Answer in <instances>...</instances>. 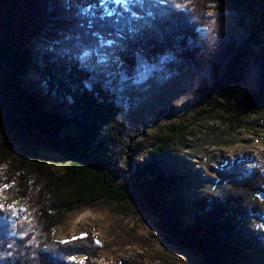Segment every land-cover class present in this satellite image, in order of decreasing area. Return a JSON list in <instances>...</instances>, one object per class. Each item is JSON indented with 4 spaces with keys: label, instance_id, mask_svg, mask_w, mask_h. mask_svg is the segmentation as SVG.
I'll list each match as a JSON object with an SVG mask.
<instances>
[{
    "label": "trees",
    "instance_id": "1",
    "mask_svg": "<svg viewBox=\"0 0 264 264\" xmlns=\"http://www.w3.org/2000/svg\"><path fill=\"white\" fill-rule=\"evenodd\" d=\"M82 0H0V203L13 211L0 218V264H98L94 240L76 237L64 243L55 227L68 213L106 201L158 215L166 235L185 248L205 252L202 264L240 263L258 234L244 236L245 224L261 216L264 172L252 167L239 182L221 193L207 191L193 201L180 193L182 174L161 169L160 154L169 139H160L153 157L132 174L121 167L119 147L128 126L117 101L102 86L88 87L91 71L79 63L84 54H118L134 67L136 56L148 61L183 47L207 24L211 5L245 14L248 39L231 48L224 76L226 85L243 79L256 45L261 70L256 88L242 100L212 101L213 108L243 115L264 110V0H125L85 18ZM111 13V15H110ZM58 28L44 56L47 89L70 97L67 112L43 107V100L22 89L18 74L26 58L24 47L41 32L45 20ZM109 41L111 42L109 44ZM225 97V96H224ZM144 147H127L136 156ZM42 152L59 154L61 171L40 159ZM130 155V156H131ZM7 185V187H5ZM25 209L26 211H19ZM184 216L191 217L185 219ZM249 239V240H248ZM245 242L250 245L244 247ZM245 248V249H244ZM120 264H137L124 259Z\"/></svg>",
    "mask_w": 264,
    "mask_h": 264
},
{
    "label": "rangeland",
    "instance_id": "2",
    "mask_svg": "<svg viewBox=\"0 0 264 264\" xmlns=\"http://www.w3.org/2000/svg\"><path fill=\"white\" fill-rule=\"evenodd\" d=\"M108 1L104 0L105 4ZM82 2V6L92 3L100 12L95 0ZM207 20L194 39L155 62L141 54L136 56L134 67L127 66L118 54L90 53L78 59L92 73L88 87L102 86L114 96L127 123L126 143L117 153L122 157L119 165L129 169L125 176L153 157L160 139H169L158 160L168 174H182L180 193L189 201L207 191L224 192L252 167L259 166L264 172V110L235 115L206 102L207 99L236 102L254 90L261 70V50L253 47L240 82L217 91V82L228 65L229 51L240 49L248 39L244 27L248 21L244 13L216 3L211 5ZM53 25L51 19L43 21L41 32L24 47L27 54L24 53L26 58L18 78L26 93L43 100L45 109L64 113L72 101L47 89L42 69L44 56L53 43L52 34L58 30ZM138 142L144 147L133 158L127 147ZM61 158L54 152H42L40 157L58 171L64 168ZM261 213L247 220L244 231L247 237L258 234L259 242L247 248L248 258L236 264H264V207ZM63 220L55 227L56 239H93L97 253L93 261L98 264H120L128 258L137 264H202L206 257L199 248H185L169 238L158 215L126 205L102 200L68 213ZM249 245L245 242L244 247ZM74 260L83 263L82 256Z\"/></svg>",
    "mask_w": 264,
    "mask_h": 264
},
{
    "label": "snow or ice",
    "instance_id": "3",
    "mask_svg": "<svg viewBox=\"0 0 264 264\" xmlns=\"http://www.w3.org/2000/svg\"><path fill=\"white\" fill-rule=\"evenodd\" d=\"M95 2H96V5L101 9L103 7H108V8L110 7L108 3L105 4L104 0H95ZM124 3H125V0H120V4H124ZM85 12H86L85 18L92 15V12H93V4L92 3H88L87 5H85ZM110 15H111V13H110ZM110 43L111 42L109 41V44ZM5 187H7V185H5ZM11 211H13L12 205H9V208L5 209L4 205L2 203H0V218H5L4 214L10 213ZM19 211H26V210L20 209ZM73 239H76V237H74ZM64 243H68V241H64ZM72 259H75V257H73Z\"/></svg>",
    "mask_w": 264,
    "mask_h": 264
},
{
    "label": "bare ground",
    "instance_id": "4",
    "mask_svg": "<svg viewBox=\"0 0 264 264\" xmlns=\"http://www.w3.org/2000/svg\"><path fill=\"white\" fill-rule=\"evenodd\" d=\"M31 60H32V58H31Z\"/></svg>",
    "mask_w": 264,
    "mask_h": 264
}]
</instances>
